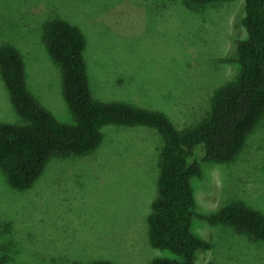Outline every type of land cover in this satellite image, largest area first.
I'll return each instance as SVG.
<instances>
[{
	"label": "rangeland",
	"instance_id": "obj_1",
	"mask_svg": "<svg viewBox=\"0 0 264 264\" xmlns=\"http://www.w3.org/2000/svg\"><path fill=\"white\" fill-rule=\"evenodd\" d=\"M244 0H219L196 11L183 0H0V47L13 44L26 66L28 89L61 122L74 119L62 73L43 42L55 19L87 39L92 93L165 113L183 131L203 121L214 92L240 74L236 56ZM0 122L22 125L0 74ZM163 140L147 127L110 126L86 157L54 158L28 190L0 170V257L11 264H150L172 257L149 241L148 216L158 197ZM200 161L194 177L197 212L212 214L241 200L264 214V117L229 163ZM195 234L212 243L195 264H264V242L228 225L193 218Z\"/></svg>",
	"mask_w": 264,
	"mask_h": 264
},
{
	"label": "trees",
	"instance_id": "obj_2",
	"mask_svg": "<svg viewBox=\"0 0 264 264\" xmlns=\"http://www.w3.org/2000/svg\"><path fill=\"white\" fill-rule=\"evenodd\" d=\"M219 0H183L196 11ZM242 26L246 39H239L236 56L240 74L219 87L211 109L201 123L178 130L163 112L122 101L96 99L89 83L85 52L87 39L75 25L55 19L43 26V42L60 68L64 99L74 119L58 120L28 89L23 55L13 44L0 47V74L11 102L24 119L22 125L0 122V170L10 186L28 190L54 158L86 157L103 143L110 126L147 127L163 140L160 155L158 197L148 216L149 241L153 248L172 257L155 258L150 264H195L199 251L213 248L210 241L194 233L196 216L212 226L228 225L239 233L264 242V214L237 200L212 214L197 212L194 177L202 176L200 161L192 159L204 148L202 162H233L249 135L264 117V0H244ZM0 264H11L0 257ZM90 264H115L97 260Z\"/></svg>",
	"mask_w": 264,
	"mask_h": 264
}]
</instances>
